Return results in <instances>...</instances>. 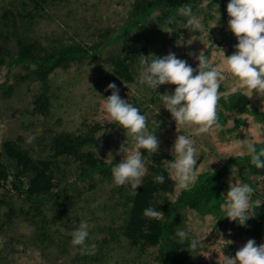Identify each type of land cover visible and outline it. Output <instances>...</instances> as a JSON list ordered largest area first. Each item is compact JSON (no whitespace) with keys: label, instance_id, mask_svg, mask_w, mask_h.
Here are the masks:
<instances>
[{"label":"rangeland","instance_id":"obj_1","mask_svg":"<svg viewBox=\"0 0 264 264\" xmlns=\"http://www.w3.org/2000/svg\"><path fill=\"white\" fill-rule=\"evenodd\" d=\"M11 1L0 0V15ZM155 1L147 14L134 19L131 17L134 0H53L52 3L42 0L41 16L34 21H19L16 30L0 29V148L6 139L18 135L28 141L42 133L47 137L60 131L77 133L86 131L90 125L101 124L104 128L97 134L100 145L96 151L105 158L106 164L102 168L111 173L114 164L122 159L117 154L120 145L125 141L129 149L133 145L127 130L117 126L101 108L103 98L110 96V91H105L108 81L96 68L111 71L107 61L128 47L131 52L144 47L148 53L143 56L163 57L172 52L193 68L198 66V61L189 56V52L198 55L204 51L209 60L219 66L223 63L222 51L227 57L236 50L234 46L238 41L228 26L221 29L215 20L209 27L204 24L206 0ZM185 4H190L193 13L202 18V31L184 28L186 18L180 16L178 10ZM180 36L185 42L191 38L194 41L191 45L177 46ZM142 59L141 56L140 63ZM139 72L140 69L134 82H124L118 88L122 99L141 105L147 130L160 141L155 154L140 150L147 171L152 159L154 162L173 159L170 149L178 134L188 135L194 141L200 161H197L195 182L184 190L175 187L167 195L170 206L162 219L166 224L176 218L177 229L188 231L190 237L199 241V247L192 251L188 241L182 244L174 234L172 238L177 244L174 251L182 255L184 264L195 259L217 262L224 254L234 256L249 239L255 240L257 245L264 244V204L255 209V215L244 226L226 218L221 208L222 194L226 195L229 182L249 184L255 189L251 199L264 201V175L255 174L248 166L250 157L237 142L247 138L256 142L257 150L264 147V110H261L264 98L249 92L225 72L227 78L221 83L219 91L222 95L217 107L220 128L197 136L194 135L195 126L176 127L170 112L159 99V94L172 93L176 86L161 85L157 92L153 91L139 83ZM46 79L48 84L43 83ZM237 93L252 96L249 97L248 112L240 115L227 110L221 103L225 96ZM40 94L56 95L52 98L51 119L34 113L33 100ZM99 172L100 169H92L85 176L96 177ZM70 176L79 178L75 170ZM10 181L11 177L8 178ZM114 186L117 185L111 181L97 186L96 194L74 211L76 226L82 220L88 222L89 229L109 223L107 206L104 209L103 204L110 187ZM125 187L130 190V186ZM202 195L205 197L198 210L189 206L194 198ZM2 210L4 212L5 207L0 206V212ZM61 230L72 232L73 227L68 224ZM101 235L96 229L90 234L91 238ZM32 236L33 227L20 218L0 232L3 263L67 264L80 252L79 246H71L67 255L57 259L56 247L44 249ZM228 240L232 241L229 245L225 242ZM126 245L122 242L110 251L109 247L104 249L102 264H160L157 259L159 247L149 248L138 259L139 254Z\"/></svg>","mask_w":264,"mask_h":264},{"label":"trees","instance_id":"obj_2","mask_svg":"<svg viewBox=\"0 0 264 264\" xmlns=\"http://www.w3.org/2000/svg\"><path fill=\"white\" fill-rule=\"evenodd\" d=\"M206 1L204 10L206 16L203 20L206 27H209L213 20L221 29L228 26L229 16L226 9L230 0ZM41 2L42 0H12L0 15V29L16 30L19 21H34L37 16H41ZM155 4V0H134L131 17L134 19L143 17ZM128 49L129 47L124 48L120 54L112 55L113 57L107 61L111 71L96 68L108 84L115 83L118 87L124 82L132 83L136 80V73L141 68L139 58L148 52L144 47L134 52ZM48 82V79L43 81L44 84ZM55 96L53 94L36 96L33 100L34 113L47 120L53 118L51 106L52 98ZM128 102L140 109L143 114L140 104L136 101ZM221 103L227 110L240 115L248 112L250 98L244 93H237L227 96V99L223 98ZM116 125L119 126L117 123ZM103 128L101 124H93L83 132L60 131L49 137L42 133L35 135V139L30 143L23 135H18L2 143L0 206L5 207V210L0 212L2 215L0 232L11 227L20 218L33 227L34 242L44 249L56 247L57 259L67 255L68 248L72 246L71 232H63L61 227L70 224L73 230L77 228L73 221L76 216L74 211L79 210L81 204L92 194H96L99 184L113 182L109 169L102 168L106 164L105 158L96 151L100 145L97 134ZM162 161L164 160L154 162L152 159L142 186L138 187L135 193L127 191L125 186L110 187L109 196L103 204L104 209L107 206L109 223H100L89 229L87 243L96 245L94 253L81 254L80 251L72 256L67 264H102L104 249L109 247L110 251L122 242L127 243V247L139 254L138 259L149 248L159 247L157 259L160 264H184V259L180 258L182 255L174 251L177 244L172 236L176 233L177 219H172L166 224L162 222L170 206L167 195L175 190L174 181L169 178L168 172L161 164ZM248 166L255 174L264 175V169H257L251 163ZM92 169H100V172L96 177L95 175L86 177L85 175ZM74 170L79 176L78 179H72L70 176ZM158 174L164 175L163 184L154 182L153 177ZM204 197L205 195L194 198L189 206L198 210ZM148 207L163 212V216L160 218L143 216V210ZM94 229L102 235L91 238L90 234ZM4 259V254L0 252V264H4ZM190 264H216V261L195 259Z\"/></svg>","mask_w":264,"mask_h":264},{"label":"clouds","instance_id":"obj_3","mask_svg":"<svg viewBox=\"0 0 264 264\" xmlns=\"http://www.w3.org/2000/svg\"><path fill=\"white\" fill-rule=\"evenodd\" d=\"M226 10L229 16L228 28L238 42L234 46L236 50L230 56L226 57L221 50L223 56L221 65H214L204 51H200L198 55L194 52L188 53L198 61L196 68L189 65L186 60L178 59L172 52L163 57L154 54L142 56L141 60L139 83L146 84L153 91L161 85H175L174 92L165 91L159 94V99L170 112L176 127L195 126L194 135L197 136L220 128L217 107L222 95L219 91L221 83L227 78L225 72L235 77L246 90L264 98V0H230ZM178 14L186 18L185 29L191 31L204 29L202 18L193 13L190 4L182 5ZM193 41L191 38L185 42L180 36L177 46L191 45ZM109 90L111 95L103 98L101 108L119 127L127 130L133 145L131 149L126 146V141L120 145L117 154L121 155L122 159L111 168L113 182L117 186H130V190L135 193L136 189L142 186L143 178L147 174L144 155L140 150L155 154L158 152L160 141L155 134L147 130L146 116L141 114L140 109L120 97L119 88L115 83L108 84L105 91ZM34 139L32 136L28 142ZM237 142L246 149L251 165L257 169H264V147L257 150L256 142L247 138ZM170 153L173 159L164 160L161 164L168 172L169 178L174 180L177 189H187L197 178L199 157L194 141L188 135L178 134ZM153 180L155 183L163 184L165 177L158 174ZM254 191L255 189L247 183L229 182L226 195L222 194L221 204L226 218L238 221L240 226H244L246 221L255 215V209L264 204L260 199L255 201L251 199ZM143 216L160 218L163 212L148 207L143 210ZM175 234L179 237L180 243L188 241L192 251L199 247V241L190 237L188 231L177 229ZM71 237V245L79 246L81 254L94 253L96 245L87 243L89 237L87 221H80L79 226L71 232ZM225 242L227 245L232 243L231 240ZM216 264H264V244L257 245L255 240L249 239L234 256L224 254L222 258H218Z\"/></svg>","mask_w":264,"mask_h":264}]
</instances>
